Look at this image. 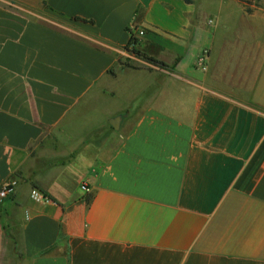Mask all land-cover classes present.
Instances as JSON below:
<instances>
[{"label": "crops", "instance_id": "obj_1", "mask_svg": "<svg viewBox=\"0 0 264 264\" xmlns=\"http://www.w3.org/2000/svg\"><path fill=\"white\" fill-rule=\"evenodd\" d=\"M195 1L0 0V264H264V0Z\"/></svg>", "mask_w": 264, "mask_h": 264}, {"label": "rangeland", "instance_id": "obj_2", "mask_svg": "<svg viewBox=\"0 0 264 264\" xmlns=\"http://www.w3.org/2000/svg\"><path fill=\"white\" fill-rule=\"evenodd\" d=\"M199 1H200V3H202L203 0H196L194 2V5L198 4ZM261 5L264 6V3L263 4L261 3ZM236 8H237V6H234V12H235V16L237 18L238 15H237ZM220 51H221V49L218 46V49L216 48V51L214 53L216 54V53H218ZM207 52L208 51L206 49L200 51V53L197 55L196 60H195L196 66H197V59L199 58V56H201V55H203V54H205ZM109 101L110 100H106V99H103V100H101V99H96V100L92 99L91 101L87 102V104L84 105L83 108L78 109L76 111V115H75V118H74V120L76 119L77 122H78L77 126L81 125V126H78V127H83V125H86V126H84V128H88L90 126H87V125H90V124H91V126H93L94 124L97 125L98 122L100 120H102V117H104L106 115V113L109 112V110L111 109V102H109ZM83 120H85V123H84Z\"/></svg>", "mask_w": 264, "mask_h": 264}, {"label": "trees", "instance_id": "obj_3", "mask_svg": "<svg viewBox=\"0 0 264 264\" xmlns=\"http://www.w3.org/2000/svg\"><path fill=\"white\" fill-rule=\"evenodd\" d=\"M183 1L185 3H191L192 2V0H183ZM237 1L240 2L241 4H243V6L245 7L246 12L251 13L252 12L251 5L252 4L256 5V3L259 0H237ZM77 20H81V19L77 18ZM136 42H137V38L132 34L130 36V38H129L128 44L131 45V44L136 43ZM130 50H131V52L133 54L142 56L148 62H152V63L160 65V66H165V63H163L162 61H159V60L155 59L154 57L148 56L145 53L139 51L138 49H135L134 47L130 48ZM123 64L125 66H127V67L136 68L133 65L127 63V62H124ZM108 72L113 74V70L112 69L108 70Z\"/></svg>", "mask_w": 264, "mask_h": 264}, {"label": "built area", "instance_id": "obj_4", "mask_svg": "<svg viewBox=\"0 0 264 264\" xmlns=\"http://www.w3.org/2000/svg\"><path fill=\"white\" fill-rule=\"evenodd\" d=\"M132 26H130V32L131 34H134V32H132ZM143 34V31L142 30H139L137 31V34L135 32L134 36L138 37V35H142ZM206 57H207V53L199 56V58L197 59V66L202 69V70H205L206 68ZM11 192V188L8 187V186H5V187H2L0 189V200L5 198L9 193Z\"/></svg>", "mask_w": 264, "mask_h": 264}, {"label": "water", "instance_id": "obj_5", "mask_svg": "<svg viewBox=\"0 0 264 264\" xmlns=\"http://www.w3.org/2000/svg\"><path fill=\"white\" fill-rule=\"evenodd\" d=\"M121 116L120 115H116L112 118H110L108 120V123L113 126L114 128H117L118 127V124H119V120H120Z\"/></svg>", "mask_w": 264, "mask_h": 264}]
</instances>
